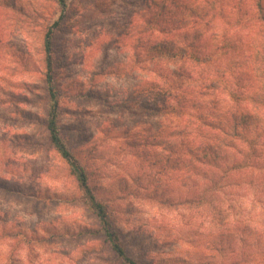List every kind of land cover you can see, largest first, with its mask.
I'll list each match as a JSON object with an SVG mask.
<instances>
[{"label": "rangeland", "instance_id": "rangeland-1", "mask_svg": "<svg viewBox=\"0 0 264 264\" xmlns=\"http://www.w3.org/2000/svg\"><path fill=\"white\" fill-rule=\"evenodd\" d=\"M196 1L66 0L63 9L58 0H0V264H124L50 144L44 39L51 29L62 136L85 160L90 185L97 192L104 188L103 200L131 256L143 264H214L216 235L245 212L263 215L260 206L250 210V199L248 205V198L226 191L208 193L203 206L192 202L204 178L187 186L186 171L174 168L177 156L165 143L174 141L185 152V138L176 134L186 129L192 103L240 109L211 88L218 86L211 76L223 52L195 64L188 30L194 24L178 30L182 16L173 23ZM205 1L258 15L259 0ZM213 16L196 21H210L207 34H217V43L245 37L243 26L222 16L211 21ZM177 35L182 50L154 52L157 43L178 42ZM205 37L203 48L210 42ZM249 50L245 58L252 56ZM193 109L213 119L227 115ZM244 111L254 117L249 138L263 145L264 114ZM240 145L228 153L224 171L252 155L248 144Z\"/></svg>", "mask_w": 264, "mask_h": 264}, {"label": "trees", "instance_id": "trees-1", "mask_svg": "<svg viewBox=\"0 0 264 264\" xmlns=\"http://www.w3.org/2000/svg\"><path fill=\"white\" fill-rule=\"evenodd\" d=\"M252 1L255 2V0ZM193 2L190 4L191 8L178 12L173 23H178L182 16L184 25L178 30L183 26V30L187 29L191 22L194 24L196 29L188 28V30L194 35H192V40H195L192 59L196 62L195 64L215 61L213 57L216 51L223 52V56L221 55L214 64L215 71L211 76L215 80L214 84L218 86H211V88L221 92L222 96L230 99L234 106L243 111L238 109L227 112L222 110L218 103L209 106L194 103L191 105L190 102H184L185 105H191L192 109L186 110V129L177 133L176 137L185 138L182 143L186 150L185 152L181 151V145L174 141L165 140V143L170 145V156H174L172 154L177 156V158H173L174 168L178 171H186L187 186L197 182L195 177L204 178V189L199 190V194L192 202L203 206L208 204V193H211V196L223 195V191H226L227 195L231 197L248 198V205L250 202L252 203L250 210L252 208L257 210V206L261 207L259 209H263V215L251 217L247 215L248 212H245L238 220L231 221L232 223L227 220V223H231L228 225L229 227L222 229L223 231L216 235L218 246H215L214 251L218 252V260L214 264H264V144H260V140L257 138H249V129L247 128L251 125L254 117L244 111V108L247 107L256 112L255 114H264V0H259V4L257 2V17L245 11L226 12L224 9L218 8L215 2L205 0H197L195 4ZM58 3L63 9L66 8V0H58ZM209 13L215 15L211 21H216L219 16H222L230 20L229 24L243 26L246 31L245 37L237 44L228 37L224 39V43H217V34H207L210 21L203 26H200L196 21L197 19L205 21ZM59 25L58 21L52 28H58ZM205 36L210 42L203 48L204 44L200 43L207 39ZM52 37L51 29L46 33L44 39L45 77L49 103L45 124L50 144L68 165L71 175L77 180L79 187L88 198L89 205L99 221L101 233L105 236L112 254L124 264H143L129 253L122 239V233L117 228L113 213L103 200L104 188L99 187V192H97L90 185L85 160H81L80 154L69 147L62 136L59 125V100L55 85L56 63L53 58ZM175 38L178 39V42L155 44L154 52L161 54L167 51L182 50L179 44L180 37L177 35ZM183 39L185 40V36ZM247 48L252 51L250 58L244 57ZM229 63L231 66H228ZM215 76H217L216 79ZM204 89L207 90V87ZM180 102H183L181 98ZM194 107L210 111L212 114L217 112V114L227 115L225 118L218 117L216 119H213L211 114L198 116L197 112H192L195 111ZM256 130H259V127ZM244 143L250 146L251 152H249L252 155L250 154L249 158L236 159V162L232 164L233 167L230 169V166L226 165L229 166V171H224L226 170L224 164L229 161L228 153L231 150L239 151L240 144ZM235 205L231 206V213L235 212ZM222 208L224 207L222 206ZM224 210L222 209L223 214Z\"/></svg>", "mask_w": 264, "mask_h": 264}]
</instances>
